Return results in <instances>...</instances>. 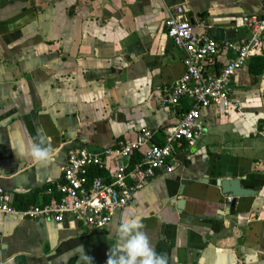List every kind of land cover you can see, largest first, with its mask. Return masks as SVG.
Masks as SVG:
<instances>
[{"label": "crops", "instance_id": "1", "mask_svg": "<svg viewBox=\"0 0 264 264\" xmlns=\"http://www.w3.org/2000/svg\"><path fill=\"white\" fill-rule=\"evenodd\" d=\"M177 6L196 35L240 42L249 32L237 18L259 16L264 0H0V187L58 183L69 149L98 152L143 128L162 142L190 105L163 107L155 93L184 73L164 27ZM249 62L229 84L240 109L201 108L202 133L173 146V172L147 180L103 228L0 213V264H77V245L106 264L107 237L129 208L169 264H264V69ZM41 140L56 150L47 165L22 151ZM241 174L256 193L230 204L216 180Z\"/></svg>", "mask_w": 264, "mask_h": 264}, {"label": "built area", "instance_id": "2", "mask_svg": "<svg viewBox=\"0 0 264 264\" xmlns=\"http://www.w3.org/2000/svg\"><path fill=\"white\" fill-rule=\"evenodd\" d=\"M236 24L248 29L247 39L218 42L198 36L183 8L177 6L165 19L164 27L173 45L184 52V73L168 86H156L155 93L163 107L175 108L184 97L189 98L190 105L180 119L162 128V142H154L153 133L143 128L134 137H121L98 152L85 147L69 149L62 179L55 186L57 199L19 207L15 205L16 192L0 187V213L51 220L59 226L103 228L116 210L130 204L147 180L159 171L172 173L173 146L182 141L191 144L202 133L201 108L219 105L239 110L238 102L230 98L229 84L253 51L264 55V6L259 16L239 17ZM224 53L229 59L219 66ZM136 154L141 157L132 163ZM232 199L226 197L228 202Z\"/></svg>", "mask_w": 264, "mask_h": 264}, {"label": "clouds", "instance_id": "3", "mask_svg": "<svg viewBox=\"0 0 264 264\" xmlns=\"http://www.w3.org/2000/svg\"><path fill=\"white\" fill-rule=\"evenodd\" d=\"M22 151L43 165L49 164L56 154L51 144L42 140L29 143ZM143 228L142 217L136 209H125L115 231L107 237L114 238V242L107 253L106 264H169L168 255L155 250ZM73 255L78 257L77 264H93V258L86 254L83 245H77Z\"/></svg>", "mask_w": 264, "mask_h": 264}, {"label": "trees", "instance_id": "4", "mask_svg": "<svg viewBox=\"0 0 264 264\" xmlns=\"http://www.w3.org/2000/svg\"><path fill=\"white\" fill-rule=\"evenodd\" d=\"M257 57V58H255ZM260 60L261 62H258ZM255 62V63H254ZM254 64L258 65V67H254ZM264 69V55L259 51L255 50L252 52L249 62V71L251 73H260ZM140 155L136 154L132 163L140 159ZM100 173V171H96ZM56 183H47L41 188L30 191L28 194H19L15 195V205L19 207H29L34 204H45L49 203L54 199L58 198V193L55 190ZM40 193V196L38 194Z\"/></svg>", "mask_w": 264, "mask_h": 264}, {"label": "water", "instance_id": "5", "mask_svg": "<svg viewBox=\"0 0 264 264\" xmlns=\"http://www.w3.org/2000/svg\"><path fill=\"white\" fill-rule=\"evenodd\" d=\"M242 176L238 175L236 177H228V178H218L216 180V185L221 189L222 194H230L232 197L239 198L244 196H252L255 195L256 191L254 189L244 187L242 185ZM181 190L178 191L177 195H181ZM234 199L231 203H234ZM184 207V200L178 199L174 202L171 207L172 210L181 211Z\"/></svg>", "mask_w": 264, "mask_h": 264}]
</instances>
